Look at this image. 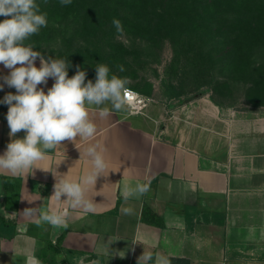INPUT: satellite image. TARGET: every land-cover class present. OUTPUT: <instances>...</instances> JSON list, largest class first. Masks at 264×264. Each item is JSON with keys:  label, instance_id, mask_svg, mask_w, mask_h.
<instances>
[{"label": "crops", "instance_id": "crops-1", "mask_svg": "<svg viewBox=\"0 0 264 264\" xmlns=\"http://www.w3.org/2000/svg\"><path fill=\"white\" fill-rule=\"evenodd\" d=\"M10 71L0 64V155L26 135L9 136L3 100L17 94L3 80ZM54 83L50 77L37 88L47 93ZM103 108L111 112L107 118L99 115ZM228 109L211 98L173 110L155 101L145 115H130L126 107L114 111L110 103L90 106L95 138L63 141L40 167L79 181L90 170L84 149L98 143L109 172L89 186L95 212L71 209L66 196L57 202L51 171L0 172V264H26L31 255L40 264H137L144 251L167 256L171 264H264V113L229 115ZM143 183L150 190L125 201V188ZM36 207L67 211V226L23 215ZM145 207L159 215L163 228L142 220Z\"/></svg>", "mask_w": 264, "mask_h": 264}, {"label": "clouds", "instance_id": "clouds-1", "mask_svg": "<svg viewBox=\"0 0 264 264\" xmlns=\"http://www.w3.org/2000/svg\"><path fill=\"white\" fill-rule=\"evenodd\" d=\"M71 3L72 0H60L62 6ZM0 16L6 17L0 22V64L11 70L3 80L17 93H9L3 100L9 105L6 116L9 136L15 137L21 130L26 133L23 139H13L4 154L0 155V172L27 176L34 175V169L51 171L57 181L52 195L57 202L66 196L71 209L95 212V205L87 195L89 186L95 185L98 176H107L109 172L98 143L84 149L83 156L87 158L90 170L79 181H70L66 178L67 174L62 176L56 170L44 169L40 163L48 159L49 150L55 149L63 141L72 142L77 137L85 141L93 140L97 128L90 118L89 107L110 103L114 111L123 110L133 96L127 87L130 81L116 75L109 78L110 69L104 64L96 67L95 83L91 80L85 83L86 73L79 68L74 76L68 78L69 64L65 59H45L40 52L33 50V45H26L24 42L38 34L48 23L47 13L41 12L36 0H0ZM112 24L118 34L123 33L119 19L114 18ZM37 58L40 60L39 68L35 66ZM118 68L125 70L123 65H118ZM50 77L54 78L55 83L47 93L43 89L38 90L37 86L46 84ZM99 115L107 118L111 112L103 108ZM149 190V183L137 184L134 189L126 187L124 199L127 201L133 194L145 195ZM122 211L132 213L130 208H123ZM23 215L38 216L37 224L43 222L53 227L67 226V211L46 213L36 207L25 208ZM142 261L143 264H171L167 256L145 251L137 264ZM26 264H40V261L31 255L27 257Z\"/></svg>", "mask_w": 264, "mask_h": 264}, {"label": "trees", "instance_id": "trees-1", "mask_svg": "<svg viewBox=\"0 0 264 264\" xmlns=\"http://www.w3.org/2000/svg\"><path fill=\"white\" fill-rule=\"evenodd\" d=\"M36 3L41 12L47 13L49 28L57 26L53 29L62 30L67 26L68 30L77 24L72 40L82 33L95 51H100L97 31L109 23L110 14L120 9L136 14L133 20L123 19L122 25L141 37L161 34L180 46H203L212 41L195 60L198 69L202 65L214 69L217 84L211 101L221 108H230L228 100L245 98L254 107L261 106L257 100L264 97V0H72L68 6H62L60 0ZM52 18L57 22H51ZM103 49L105 53L107 44H103ZM179 52L176 50V57ZM218 85L232 88L225 92ZM4 182L8 191L10 180ZM142 220L164 227L163 220L149 207L144 208Z\"/></svg>", "mask_w": 264, "mask_h": 264}, {"label": "rangeland", "instance_id": "rangeland-1", "mask_svg": "<svg viewBox=\"0 0 264 264\" xmlns=\"http://www.w3.org/2000/svg\"><path fill=\"white\" fill-rule=\"evenodd\" d=\"M168 14L171 15V11ZM134 15L136 14L126 9H120L118 13L109 15L110 24L104 23L105 27L97 31L99 38L97 37L96 40H100L96 42H99L100 51H95L93 45H88L82 33L81 36L77 35L72 40L73 29L77 27V24L68 30L67 26L61 30L53 29L57 26L49 28L48 25L51 24L47 23V26L42 27L38 34L31 36L24 43L33 45V50L40 52L47 59H65L69 64L67 72L70 76L76 74L77 68L85 71V81L95 82L97 65H107L110 69L109 78L112 75L127 78L130 81L127 85L129 89L167 104L169 110L189 102L208 100L213 95L217 84L214 69L205 65L198 69L199 64H195V60L200 59L199 55L209 48L207 45L212 41H207L203 46L201 44L180 46L172 38H168L169 36L154 34L151 37L149 35L141 37L127 26H123V33L118 34L112 26V20L116 18L123 23L125 21L123 19L133 20ZM4 19L6 17L0 16V22ZM54 21L56 18H52L51 22ZM44 29L47 32H44ZM103 44H107L105 53H103L105 50ZM176 50L180 51L178 57L175 54ZM118 65H123L125 70L120 71ZM217 87L223 91L227 90L225 92H230L232 88L231 85ZM235 96L237 98V94ZM244 99L240 98L237 102L234 99L227 101L231 104L228 109L229 115L264 113V97L257 100L261 103V106L257 107Z\"/></svg>", "mask_w": 264, "mask_h": 264}, {"label": "built area", "instance_id": "built-area-1", "mask_svg": "<svg viewBox=\"0 0 264 264\" xmlns=\"http://www.w3.org/2000/svg\"><path fill=\"white\" fill-rule=\"evenodd\" d=\"M130 90L133 93V96L125 106L127 108L128 113L130 115H145L147 109L152 103L155 102V100L145 97L132 89Z\"/></svg>", "mask_w": 264, "mask_h": 264}]
</instances>
